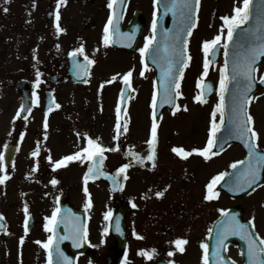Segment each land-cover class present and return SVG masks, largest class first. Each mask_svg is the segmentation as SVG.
<instances>
[{"label": "flooded vegetation", "instance_id": "obj_1", "mask_svg": "<svg viewBox=\"0 0 264 264\" xmlns=\"http://www.w3.org/2000/svg\"><path fill=\"white\" fill-rule=\"evenodd\" d=\"M139 11L144 12L141 8L136 7L135 0H128L127 20L125 24H119V32L115 33L113 37L114 41H116L115 43L120 48L107 47L103 44L102 37L105 24H93L94 28L98 29L100 27L102 31L99 37L89 36V33L87 34L88 36H84L91 30V24H67L66 31L60 34H54L49 28L46 29L49 33L47 35L53 40L56 39L61 44L48 43L44 39L39 40L37 28L34 26L31 31L29 29L25 31L27 32L24 34L26 38L22 40L18 51H16V47L10 48L11 51L14 49L19 54L24 49L29 53L33 52L31 56H35L38 45V50H44L45 54L43 57L44 62L42 65H39L38 69L41 72V84L38 88L35 86L37 70L35 63L25 61L23 54L20 57L16 55L18 66L16 67L17 74L14 77V82L15 84L20 80H26L27 83L30 82L31 94L33 91L38 93L39 103L34 104L31 111L24 113L23 116L21 114L19 117H16L17 111L21 112L22 105V96L19 90L14 92V102H0V152L4 154L3 163L5 165V168L0 171V175L6 173L9 177L3 184H0V214L3 216V220L0 223L4 225L3 229H0V264H47V251L42 246L36 244L35 241H44L51 234L43 227L45 223L44 218L51 216L53 209L57 206L61 208V205H72L75 207L74 209L80 210L81 212L79 213L74 209L67 210V213L64 214L65 216L74 214L78 218L79 223H81L84 213L87 215L88 247L85 249L87 251L79 252L78 250L82 248V242L77 247L72 240H65V243L61 246L62 251L67 256L72 255L78 261V264H85L90 260L92 263L89 264H107L112 254L119 253L118 238L114 235L113 237L110 233L111 219L106 221L104 213L101 212V205L104 203H107V205L114 204L117 207L121 206L122 203L126 205L125 216L115 217L124 220L123 225L120 223V227L127 236L125 250V253H127V264H158L161 260L171 262L172 264L177 262L176 257L180 252L175 250L173 244L166 250V253L168 255L169 251H173L174 249V255H168V259L159 258L160 253L162 256L164 252L160 248L162 241H159V236L156 234V231L159 233L155 225L156 220H158L159 226L162 229L160 233L163 235L165 232H169L173 237L176 236L174 238L176 239L181 234H185L189 238L200 237L201 243L208 244L211 234L209 233V229H213L215 220L222 214L220 212L221 209L217 213H212L211 202L213 200L218 201L220 196H224L226 200L233 204L221 207L222 209L226 211L233 208L242 210L244 219L251 221L252 226L254 225L255 233L260 238H264V230L258 227L264 225V218L259 219L260 221L256 219V214H258L257 208L264 200L261 196L264 184L257 186L254 191L252 190L246 195L235 196L226 190L220 191L215 187L214 191L219 193L218 197L210 201L204 199L207 192L206 185L213 177L211 169L209 174L206 171V165L218 157L225 156L230 150H235L239 156L237 155V158H229L226 169L222 168V171L230 173L232 169L230 165L234 161L246 158V147L241 140L235 138L231 139L230 142L228 140V145L220 154L210 156L207 160L198 154H193L187 159H182L172 151H169L168 158L182 164L179 169L169 166L164 170V165L159 162L161 149L164 144L171 146V148L173 146H183L187 150L193 147L205 146L211 122L209 116L206 119V123L203 121L200 130L197 131L200 141H196V144L192 146L175 145L170 141V135L174 133V130H180V124L175 123L178 116L173 115L171 121L165 124L167 125L165 129L166 135H162V120L165 117L161 118L158 121L155 167H153L152 161L145 160L143 163H140L133 155H126V153H139L142 157L148 155L146 141L149 138L152 124V115L148 114V110L147 114L140 120L141 123H138L139 125L134 124L138 116L134 114L132 117L133 113L130 107H127L129 99H134V94L138 93L139 89L143 88L146 91V88H149L148 83L150 84V82L155 81L154 78L153 80L152 78L149 80L148 68L144 71V76L140 75L142 69H139V67L135 68L142 64L138 49L143 46L145 42L144 38L151 34L150 24H152V20L149 19L150 17L145 24H141L140 21H134L135 15ZM220 24H223V21ZM72 25L77 30L79 29L78 33L80 36L75 40L68 41L64 39V34ZM53 26L55 28V24ZM23 28L27 29L24 26ZM119 33H134V39L129 42L122 38ZM54 36L56 37L54 38ZM99 40L104 45L102 47L107 49L105 51L109 53L110 59L115 53L131 55L136 52L138 57L137 62H131L135 66L132 76V89L135 90L130 89L126 104L121 112V121H127L128 131H121L119 138L115 140L113 138L116 136V106L120 103V90L124 85L119 79V85H116V81H114L108 85L104 84L103 88L100 87L104 81L110 80L117 72L112 73L111 71L106 74L107 69L96 70L99 64L98 59L102 61L104 55L101 52V48L97 47V43L94 45L90 43L93 41L98 42ZM129 43H131V47L128 46ZM81 44L84 45V53L76 57L70 56L69 53ZM87 44H90V46ZM52 45H54L53 48ZM61 45L68 48L67 52L62 50ZM58 49L60 50L58 51ZM84 55L96 61L95 64L88 66L89 75L87 76L84 75L82 69L79 74L76 70L77 62L80 64L87 63L84 60ZM129 61L130 59L127 62ZM85 80L88 83H85ZM95 80L98 81L97 84H95ZM4 85L10 89L12 83H5L0 80V89L4 88ZM53 96L61 107L56 109L54 106L53 110L48 113L49 127L44 129L43 121L48 109L47 98ZM191 102L194 103V101ZM251 108L252 106H250ZM252 116L254 117V127L260 134L258 150H263L264 128L259 127V122L264 125V118L260 121L258 117ZM24 117H27V119H24ZM222 128L225 137H227L230 129L228 117L225 118ZM168 129L172 133L170 132L167 136ZM189 129L195 133V122L189 126ZM21 132L25 133L22 141L20 139ZM45 133H47V138H45ZM88 137L97 139L107 149L104 153L105 159L103 160L102 170L108 178L113 176L118 177L121 182L119 189H117V185L113 183L112 179L110 182L106 177L98 176L96 179L88 181V194H85L83 191V177L88 169V161H71L62 168L53 169L47 160L49 154L56 160L64 155L78 151L81 147L85 146ZM201 138L203 139L201 140ZM37 143L40 145V155L33 157L31 153L36 149ZM233 147L236 149H232ZM171 148L169 149L171 150ZM125 163L129 164L128 169H126L125 173L117 174L116 169ZM34 167L36 168L35 171H33ZM239 169L240 167L238 166L237 171ZM147 172L156 173L154 183H150L146 175ZM138 173H141L140 176L143 178V181L140 182L141 184L138 182L134 184V179L138 176ZM125 176L127 179H125ZM228 177L229 175L225 176L223 180ZM53 178L58 181L56 185L50 183ZM171 179L173 180V186L172 181H170ZM195 181L197 183L200 182L199 189L203 191L201 200L204 202V206L198 203L200 207L199 211L196 208V202L192 206L190 201H186V198H190V192L195 187L193 184ZM234 182L235 175H232L231 179H227L226 181L228 186H233ZM128 190L133 191V194L137 193V195H129L127 193ZM157 191H163L164 195L156 197L155 193ZM186 191H188V194L180 198V194ZM89 196L92 204L91 207L85 209L84 205L87 203ZM250 196H253L252 199L256 207L255 216L245 217L243 200ZM25 203H27L29 208V230L27 234L24 231ZM140 203L146 205L141 214L140 212L137 213L140 210ZM133 204L136 207H133ZM97 219L107 222V227L109 228L107 233H104V227L101 228L96 224L94 225L93 221ZM198 223L202 226L199 231L195 228ZM180 230L184 233H180ZM133 231L139 236L147 237L145 248H142V245H140L142 239L134 236ZM100 234L103 235L102 242L106 243L108 239V249L105 252L100 249L98 250L95 246L97 245L95 244V240L97 237H100ZM21 236L25 237L23 245L19 243ZM107 237H112V239ZM152 248L156 249V253L151 260L141 255L131 258L133 249L138 253L140 249L150 250ZM158 248L160 249L158 250ZM74 251H77V253L74 254ZM228 254L236 264L244 263V258L238 244L231 243ZM85 259H87L86 262H84ZM139 259H141V262L135 263ZM124 262L125 254L122 264Z\"/></svg>", "mask_w": 264, "mask_h": 264}, {"label": "snow or ice", "instance_id": "obj_2", "mask_svg": "<svg viewBox=\"0 0 264 264\" xmlns=\"http://www.w3.org/2000/svg\"><path fill=\"white\" fill-rule=\"evenodd\" d=\"M4 3L10 2V0H3ZM124 0H108L107 7L112 10L111 14L108 16L107 23L103 28V37L102 42L105 46H108L116 41L113 37L115 33L119 32V21L122 18L121 15L117 14L115 11L114 5L117 3H123ZM67 0H56L55 12H54V21H55V30L57 34L63 33L66 31L65 28L61 26V6L65 5ZM200 6V0H171V4H165V11H172L175 16L179 13L178 18V28L177 31L169 36L168 30H165L164 35L162 36V48L164 55H160V45H157L153 49L154 42L157 41L156 31H157V19L156 13H153V21L151 25L152 34L146 36L145 42L141 48L138 49L141 60L143 61L146 53L150 49H153V63L160 68V84L163 86V96L161 100V105L168 104L173 106V114L175 111L180 109V105L177 104L176 98L182 95L181 81L184 77V69L188 67L191 60V56L188 53V40L185 38L192 35L193 29L197 26L196 24V11H198ZM33 7H35V0H33ZM3 11L7 13L9 9L7 7L3 8ZM253 18V0H242V6H237L233 9V14L231 16L225 15L221 17L224 22L222 26L226 27V42H224L223 47L225 50V56H228L229 43L234 40V33L236 30L250 19ZM255 19L256 24L251 28L246 30L241 34V39L246 40L248 37H252L251 43L245 47L244 43H238L239 51L234 52V59L231 67V76H229V64L227 59L223 67L220 68V78H219V88L217 89L219 94V101L215 104L211 112V122L209 128V135L207 142L203 147H193L190 150L185 149L183 146H173L171 151L175 153L182 159H187L193 154H198L204 159H209L210 156H215L218 154V151H223L224 146L228 140L233 138L242 140L244 146L248 150L246 160H237L234 161L230 167L232 169H237L238 166H241L239 171L231 174L235 175V182L231 188L232 191H244L246 188L252 189L255 188L254 185L257 184V181L260 178L261 168L264 167V152L258 150V141L260 138L259 132L254 127V117L249 111V105L251 102L256 99L251 93L253 92L254 87L256 86L257 77L255 73L258 71L257 62L264 57V0L256 5L255 9ZM119 35L131 42L134 39V33H119ZM222 35L217 34L212 39L204 40L202 43V50L204 53L203 61V72L200 78L196 82V87L199 90L198 93L194 96V100L200 103H206L205 95L213 91L212 85L205 82V77L208 76L209 67L212 63V60L209 59V54L214 52L218 45L221 44ZM131 47V43L128 44ZM57 47H59L57 45ZM85 51L84 45L81 44L79 47L75 48L69 53L70 56L76 57L77 55L83 54ZM35 58V57H34ZM84 60L86 64L76 63V70L79 74L80 70H83L85 76L89 75L88 66L95 64L96 61L89 59L87 55H84ZM148 65L143 64V70L140 72L141 76H144V71L147 70ZM133 69H129L123 74H114L110 80L104 81L101 84V88L104 87V84H111L116 81L118 78L122 81L124 87L120 90V103L116 106V136L114 140L119 138L121 131H128V123L125 120L121 121V104L125 98V93L128 89H132V76ZM41 72L36 70V80L35 86L38 88L41 84ZM88 83L87 80L84 81ZM259 82L264 84V76L259 77ZM229 84H232L231 89V105L228 111V122L230 129L226 138L218 137V133L221 132V128L225 123L226 118V96L225 94L229 92ZM133 91L135 89H132ZM32 103H39V96L36 91L32 93ZM53 105L56 109H59L61 105L56 102L55 97L49 101L48 110L45 113V118L43 121L44 129L49 127L48 124V113L53 110ZM156 105H157V90L153 91L152 94V124L150 129V135L146 141L148 145V155L142 157L139 153H126V155H133L140 163H143L145 160L152 161L153 167H155L156 160V146L158 143V121L156 114ZM186 107V106H185ZM24 106L21 105V109ZM28 111H31L29 108ZM126 112V110H124ZM217 114H219V122H217ZM21 115L20 111H17L16 117ZM27 119V117H24ZM25 133H20L21 141L24 138ZM79 135V134H78ZM45 138H47V133H45ZM7 147V146H5ZM217 149V150H214ZM18 150V149H17ZM40 145L37 143L36 149L31 153V156L37 157L40 155ZM107 149L98 142L97 139L88 137L85 146L81 147L78 151L71 153L69 155H64L60 159L54 160L49 154L47 160L51 164L53 169H59L66 166L71 161H88V169L84 174V189L85 194H88L87 184L90 179H96L98 176H104L106 173L102 170L103 160L105 159L104 153ZM118 150V149H111ZM4 154L0 152V171L5 168L3 163ZM129 164L125 163L116 169V173H125L128 169ZM36 168L34 167L33 171ZM230 175L228 172H220L217 175L213 176L209 183L206 185L207 192L204 196L205 200H213L218 197L219 193L214 191L215 185L219 184L225 176ZM8 175H0V184H3L7 179ZM113 180V183L118 185L119 181L115 177H109ZM125 179L127 177L125 176ZM50 183L56 185L58 181L53 178ZM170 187V186H169ZM166 190V189H165ZM164 195L163 191H157L155 193L156 197H162ZM92 201L89 196L87 203L84 205L85 209L91 207ZM133 207H136L133 204ZM220 212L224 214L226 210L221 209ZM25 221H24V231L27 234L28 232V213L29 208L27 203L24 205ZM60 213V208L57 206L53 209L51 216H46L45 223L43 225L44 229L51 233L48 235L47 239L44 241L37 240L36 244L42 246L47 251V264H54L53 259V248H55V264H73L72 258L66 256L63 251L60 249L59 241L60 240H72L73 243L78 247L80 243L87 238L88 229L87 225L79 223L77 217L74 214L65 216L64 218L58 220V214ZM112 217V211L109 209L104 213V219L106 221L110 220ZM3 220L2 214H0V221ZM58 224H64L65 229L67 230V235L57 237L56 228ZM3 223H0V229H3ZM254 227V225H253ZM104 233L109 231L108 227L103 229ZM115 231L121 232L119 219L115 222ZM209 229V233H211ZM133 235L137 236L139 239H143L142 236H139L135 231ZM230 235H240L243 239L247 241V264H264V238H259L258 234H254L252 231H249V226L246 224H241L235 217V215L229 216L226 220L222 221L219 229L217 230L216 238V249H215V264H227L226 259L221 255V248L225 245V240ZM24 236L20 237L19 243L23 245ZM188 240L183 237H177L171 244L175 246V250L179 252L185 251V245H187ZM201 248L204 250L203 261L204 264H208L209 255H208V245L206 243H201ZM156 253V249L152 248L150 250L140 249L138 254L145 257L146 259L151 260L153 255ZM169 256L174 255V251H169ZM127 264V253H125V262ZM171 264V262H170Z\"/></svg>", "mask_w": 264, "mask_h": 264}, {"label": "rangeland", "instance_id": "obj_3", "mask_svg": "<svg viewBox=\"0 0 264 264\" xmlns=\"http://www.w3.org/2000/svg\"><path fill=\"white\" fill-rule=\"evenodd\" d=\"M106 0H67V3L65 5L61 6L60 12H61V26L66 29L67 24H91V30L87 32L84 36H88L87 34L89 33V36H96L99 37V34L102 32L100 30V27L96 29L94 28L93 24H103L105 17H106V8L105 2ZM236 0H205L204 3V9H203V23L199 25L197 28L198 30L196 31L193 39L191 40V46H192V53L190 52L191 55V61L193 63L192 69L187 73L188 78L190 77L191 79V89L192 87L195 88V78L196 76H201L203 72V61H204V53L203 50L200 49V44L203 43L204 40H208L211 37L216 36L218 33V27L220 28L221 24H217L216 19L213 18V15L216 14H230L233 10L234 5ZM136 7L141 8L144 12L143 14L145 15L144 19H148L149 16L153 14V11L151 10L150 7V0H135ZM55 6H56V0H35V7H33V0H10L8 3H4L3 0H0V10H2V18H0L2 27L5 29L2 30L0 29V63H2V67L0 66V79L1 81H4L5 83H11L14 80V77L16 76V67L18 66V59H16V55L23 54L24 60L29 62V63H35L36 69H39V65L43 64L44 62V50H38V45H37V50L35 53V56H31L33 52L29 53L27 50L22 49V53H15L16 51L19 50V46L22 42L23 39L26 38L27 32L26 30H32L34 26L37 28V36L39 40H45L46 42L50 43H59L56 39H52L47 32L46 29H50L56 34V30L53 26L55 24L54 21V12H55ZM7 7L9 11L5 13L3 11V8ZM51 12L53 13V16L50 17L49 19L47 18V13ZM206 21V23L204 22ZM26 27L27 29L23 28ZM79 29L77 30L74 25L68 28L67 32L64 34V39L68 41L75 40L77 37H79ZM56 36H54L55 38ZM37 39V40H38ZM90 43V41H89ZM97 43V47L101 48V52L104 55L103 60H99V64L96 67V70H101V69H107L105 72L106 74L110 73H122L125 71H128L129 69H134L133 61H138L137 53H133L131 55L127 54H119L115 53L113 54L112 58L110 59V55L107 51L106 48L102 47L104 46L101 43V40L93 41L90 43L91 45H94ZM42 44V43H41ZM61 44V43H59ZM90 44H87L90 46ZM16 47V51L13 49V51H10V48ZM54 45H52V48ZM68 47V46H66ZM61 48L63 51L67 52L68 48H65L61 45ZM60 49H58L59 51ZM35 57V58H34ZM130 59L129 62H127ZM120 60V61H119ZM122 62V63H120ZM216 65V64H215ZM212 65V67H209V72L208 74L212 78L214 82L217 83V86L219 88V78H220V68L222 64L218 67ZM139 66L135 67L138 68ZM151 77H149V80ZM102 80V79H101ZM98 81L95 80V84H97ZM14 84V83H13ZM11 85L10 89H4L1 90L0 92V102H7L11 101L14 102V91ZM116 85H119V78L115 82ZM108 85V84H106ZM149 88H146V93L144 92L143 88L139 89V92L141 90V94H146V101L144 100L143 95L140 96V100L137 101L136 106L133 105V115L138 116L137 121L134 122V124H140V120L142 117H144L147 114V109L151 107V105H148L147 102L149 100V94H150V84L148 83ZM184 86V84H183ZM8 90V91H7ZM6 91V93H4ZM187 95V92H185ZM4 94V95H3ZM186 95L184 98L180 100V103L183 106L188 105L190 106L191 109L188 111L184 112L185 114H178L179 116L177 117L175 123L180 124V130H174V133L171 132L170 129L167 131V136L171 132L172 134L170 135V141L175 144H181L185 146H192L196 144V141H200V136L197 134V131L200 130L201 123L204 121L206 123V119H208V113L210 108L212 107V110L215 106V103H217V94L216 96L212 97L210 101H208L205 105L204 108H200L198 106H195L190 99V96ZM255 97V96H254ZM138 112V114L136 113ZM252 115L255 117H258L260 121L264 118V94H259L256 96V99L253 101V105L251 108ZM165 119L162 120V129L163 133L162 135H166L165 129L166 123H169L173 117L169 112L165 111L164 112ZM180 117V119H179ZM219 117V115H218ZM183 120V121H182ZM173 121V120H172ZM182 121V122H181ZM181 122V123H180ZM195 122V133L193 130L189 129V126L192 125V123ZM174 123V121H173ZM185 123V124H184ZM138 124V125H139ZM259 127L262 129L264 128V125L259 122ZM198 136V137H197ZM203 138H201L202 140ZM169 148L171 146L164 144V146L161 149L160 153V164L164 165V170L171 166L174 169H179V167L182 165L180 162L174 161L170 158H168L169 151H171ZM236 149V148H232ZM238 152L235 150H230L225 156L223 157H218L214 159L210 164L206 165V171H208V174L211 169V175L215 176L220 171H222V168L226 169L227 167V160L229 158L235 157L237 158ZM241 155V152H240ZM239 156V155H238ZM195 164V163H194ZM163 170L164 174L165 171ZM141 173H138V176L135 177L134 179V184H141L140 182L143 181V178L140 176ZM207 174V176H208ZM135 175V174H134ZM150 183H154L156 173H146ZM167 178V177H166ZM172 181V186H173V180ZM195 187H193L192 191L190 192V198H186V201H190L192 203V206H194V203L196 202L197 204V210L199 211L201 206H204V202L201 200V195H202V189L200 188V182L197 183L196 181L193 183ZM193 185V186H194ZM195 191V192H194ZM194 192V193H193ZM127 193L129 195L136 196L137 193L133 194V191L128 190ZM188 194V191L183 192L180 194L181 197H185ZM139 196V195H138ZM261 196L264 198V190L261 192ZM253 196L246 197L243 200V206L245 208V217H254L255 216V204L254 200L252 199ZM154 202H156L154 200ZM138 203V201H137ZM199 203V204H198ZM212 203V213H217L219 209H222L221 207H224L226 205H233L231 202L226 200L224 196H220L218 198V201L213 200ZM146 205L144 203H140V210L137 211V213L140 212L143 213L144 207ZM108 207V210L111 209L113 210L116 206L114 204H110L109 206L107 203H104L101 205V212H105V209ZM107 210V211H108ZM258 214H256V219L260 221L259 219L264 218V200L262 203L258 206L257 208ZM134 212V211H133ZM105 222V221H104ZM94 225H98L101 228L103 227V220H94L93 221ZM107 223V222H105ZM156 229L159 231V233L156 231V234L159 236V241H162V244L160 248L163 250V254L161 256V253L159 255V258H165L168 259V255L166 253V250L170 247L171 241L174 240L176 236H172L169 234V232H165V234H161L160 232L162 231L161 227L159 226L158 220L155 221ZM201 224L198 223L195 228L199 231L201 228ZM261 230H264V225L258 226ZM173 233V231H172ZM176 233V231H175ZM180 233H184L182 230H180ZM160 234V235H159ZM94 235V232H93ZM103 235L100 234V237H97L95 240V245L96 248L99 250H103L104 252L107 251L108 249V239L106 240V243L102 242ZM180 237L186 238L188 240L187 245H185V251L180 252L178 256L176 257L177 262L180 264H199L201 263V240L200 237H187L185 234H181ZM112 239V237H107ZM146 239L147 237L144 236L142 239V248L146 247ZM191 239V240H190ZM104 243V244H103ZM105 245V246H104ZM158 248V250L160 249ZM132 255L131 258L138 256L139 254L137 251L134 249L132 250ZM174 251V249H173ZM157 258V259H159ZM139 260H136L135 263L141 262ZM87 259L84 260L86 262ZM92 263L90 260L89 262H86L85 264Z\"/></svg>", "mask_w": 264, "mask_h": 264}, {"label": "water", "instance_id": "obj_4", "mask_svg": "<svg viewBox=\"0 0 264 264\" xmlns=\"http://www.w3.org/2000/svg\"><path fill=\"white\" fill-rule=\"evenodd\" d=\"M185 36H186V34H185ZM249 43H251V42H245V45L248 46ZM239 50H237V51H239ZM233 59H234V57H233ZM233 59L231 60V62H233ZM231 67H232V64H231L230 68ZM262 181H264V175H263V173H262ZM239 218H240V216H239ZM231 237H233V239H236L239 242L240 246L242 247L244 253H247V241L245 239H243L242 236L238 237L237 235H233ZM124 241H125L124 239L119 240V249H118V252H121L123 250ZM117 263H118V259L116 258L115 261L112 262V264H117Z\"/></svg>", "mask_w": 264, "mask_h": 264}]
</instances>
